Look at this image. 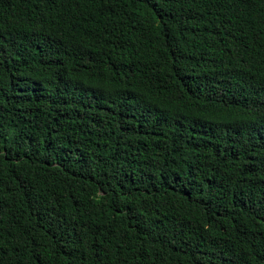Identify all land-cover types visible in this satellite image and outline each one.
Here are the masks:
<instances>
[{"label": "trees", "instance_id": "16d2710c", "mask_svg": "<svg viewBox=\"0 0 264 264\" xmlns=\"http://www.w3.org/2000/svg\"><path fill=\"white\" fill-rule=\"evenodd\" d=\"M0 264H264V0H0Z\"/></svg>", "mask_w": 264, "mask_h": 264}]
</instances>
